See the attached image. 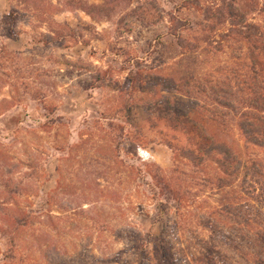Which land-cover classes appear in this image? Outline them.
I'll return each mask as SVG.
<instances>
[{"label": "rangeland", "instance_id": "obj_1", "mask_svg": "<svg viewBox=\"0 0 264 264\" xmlns=\"http://www.w3.org/2000/svg\"><path fill=\"white\" fill-rule=\"evenodd\" d=\"M38 3L33 9L24 0H0V78L6 82L0 90V143L2 161L13 172L0 179V190L19 188L16 207L38 210L33 227L40 233L48 228L43 217L54 216L56 231L50 232L64 244L60 254L69 251V257H60L68 264L90 260L91 251L109 257L101 264H141L160 238L175 244L187 261L219 245L222 264H249L233 246L249 250L243 237L250 228L264 229V206L249 207L238 193L222 197L204 186L206 174L185 168L188 201L178 213L173 193L155 199L152 179L144 174L152 164L154 172L173 174L172 147L183 146L185 136L168 127L167 114L174 106L205 102L197 85L208 87L226 76L218 67L227 71L235 60L214 55L210 41L201 42L197 30H188L206 21V11L222 9L224 1ZM236 8L247 12L254 6L252 0H238ZM12 9L18 11L15 24L6 21ZM253 18L260 21L258 14ZM220 34L210 39L228 41ZM130 75L143 78L132 92L125 87ZM188 83L190 96L173 89L185 92ZM120 125L130 136L123 158L112 143ZM222 139L244 157L264 162V149L248 146L239 132ZM191 176L196 181L188 180ZM106 191L112 194L105 196ZM249 216L252 222L245 225ZM10 233L0 230V249L8 246ZM38 244L36 252L34 243L25 244L36 264L45 260L47 246L43 239Z\"/></svg>", "mask_w": 264, "mask_h": 264}, {"label": "trees", "instance_id": "obj_2", "mask_svg": "<svg viewBox=\"0 0 264 264\" xmlns=\"http://www.w3.org/2000/svg\"><path fill=\"white\" fill-rule=\"evenodd\" d=\"M24 1L27 5L30 4L33 9H36L35 6H39L38 0ZM223 1L222 9L206 11L204 14L206 21L196 23L193 28L188 30H197L201 42L203 40L210 41L214 55L224 54L235 60L232 64L229 62L230 67L227 71H224L223 67H218V72L225 73L226 76L214 78L215 82L210 83L208 87L197 85L199 92L206 95L203 96L206 99L205 102L194 103L187 109L174 106L167 114L165 119L168 127L185 136L183 146L172 147L174 150L173 174L168 175L160 168L154 172L153 168L156 166L153 164L150 166V170L141 171L151 177L152 182L149 188L153 191L155 199L162 195H168L170 199L173 193L178 213L185 209V203L188 201V195L184 188L185 168L206 174L207 176L201 179L204 186L209 187L211 191L222 192V197L238 193L247 197L245 202H248L249 207L254 203L264 206V162L253 157H244L239 149L222 139L227 134L233 135L239 132L248 146L264 149V0H252L254 8L252 10L249 8L247 12L239 11L236 8L238 0ZM104 2L112 5L115 0H104ZM17 14L18 11L12 9V12L6 17L7 23H17ZM41 14L45 16L47 13ZM255 14L260 16L259 22L254 20L253 15ZM200 24L202 27H199ZM215 33H221L220 35L228 41L214 36L215 40L210 39ZM14 77L16 80L19 78L18 76ZM140 77L138 79L136 76L130 75L129 83L125 87L132 92L136 89L139 80L142 83L143 78ZM0 79L2 82L3 77ZM5 84L6 82L3 80L0 90ZM189 84H186L185 88ZM173 89L180 93L183 92L187 96L191 94L188 88L185 92L180 86ZM13 98L14 96L12 100ZM209 99L211 105L208 103ZM5 102L9 101L5 100ZM124 109L126 115L130 116L131 107L128 106ZM2 113L4 112L0 111V115ZM195 114H199L201 117L207 114L208 118L206 120L197 119ZM119 127L121 134L111 141L115 148V154L121 156L126 138L130 139V136L124 131L123 125ZM110 128H115V126ZM133 145L135 144L132 143L131 148L133 147L135 150ZM170 145L172 144L170 143ZM0 146V179H9V175L13 172L8 168L12 167L6 166L2 161L5 157V150L1 143ZM138 147H140L139 144ZM6 163L11 164L10 162ZM194 178L191 176L188 180L196 181ZM4 187L3 190H0V230L11 229V233L6 249H0V264L35 263L32 250L34 249L35 252L39 250L41 246L38 241L40 239H43L47 246L45 252H42V258L45 260L39 258V264H68L60 257H69V251L61 255L60 250L64 244L59 246V241L50 232L56 231L53 223L54 216L43 217L42 220L48 228L45 232L43 230L40 233L37 227H33L38 210L31 208L18 210L16 207L18 204L15 203L17 200H13V197L20 193L19 188ZM111 194L112 192L106 191L105 196L109 197ZM237 198L238 196L233 199ZM237 203L238 201H234L230 205L234 206ZM180 218L182 217L180 216ZM39 222L43 224L41 220ZM178 222L181 223V221ZM250 222L252 221L249 216L245 225ZM175 225L178 227L177 223ZM247 233L243 237V241L249 245V250L246 248L241 250L237 243L236 246L232 245L233 248L242 253L244 260L249 264H264V229L254 231L253 228H250ZM228 235L225 234L223 237L232 241ZM43 236L47 239H44ZM233 241L235 242V239ZM27 242L34 243L35 248L32 250L27 248L25 245ZM172 245L175 244H169L167 239L160 238L154 252L152 254L145 253L141 264H222L221 259L216 256V254L223 253V250L219 249V245L211 246L206 252H199V255L190 257L188 261L183 258L185 254L180 252L176 245ZM93 252L91 251L93 257L82 264H101V261L109 259L108 256L99 257ZM120 256L122 257V255ZM70 260L68 261L70 262Z\"/></svg>", "mask_w": 264, "mask_h": 264}]
</instances>
